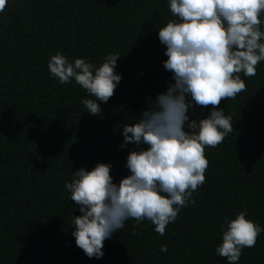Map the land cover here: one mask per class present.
<instances>
[{"label": "trees", "instance_id": "trees-1", "mask_svg": "<svg viewBox=\"0 0 264 264\" xmlns=\"http://www.w3.org/2000/svg\"><path fill=\"white\" fill-rule=\"evenodd\" d=\"M171 18L167 0H7L0 11V264H228L215 253L220 225L246 210L264 228V61L246 88L222 100L234 131L205 147V181L194 203L181 208L163 235L149 220L128 219L88 258L71 235L81 215L64 188L80 167L113 165L118 182L128 174L118 129L134 121L165 90V46L157 31ZM62 52L99 66L119 53L122 75L102 114L87 113L89 94L74 80L61 84L47 62ZM149 100V101H148ZM196 106L190 119L207 115ZM167 245V252L160 246ZM239 264H264V232L242 249Z\"/></svg>", "mask_w": 264, "mask_h": 264}, {"label": "clouds", "instance_id": "clouds-1", "mask_svg": "<svg viewBox=\"0 0 264 264\" xmlns=\"http://www.w3.org/2000/svg\"><path fill=\"white\" fill-rule=\"evenodd\" d=\"M7 0H0L3 11ZM171 18L157 31L165 46L163 67L171 76L152 106L118 131L119 148L133 147L126 156L128 174L118 182L111 163L97 162L90 170L71 171L70 193L81 215L71 216V235L88 258L103 257V243L128 219L149 220L163 235L182 207L195 201L193 192L205 181V147H216L233 132V116L225 115L222 100L235 99L246 88L245 77L256 75L264 61V0H167ZM119 53H108L102 63L86 58L69 60L57 51L49 57V75L59 83L80 85L90 97L81 102L87 113L100 116L122 79L115 71ZM148 100V101H149ZM208 110L190 119L196 106ZM221 243L215 253L228 264H239L242 249L253 247L264 232L247 218L246 210L220 225ZM167 252V245L160 246Z\"/></svg>", "mask_w": 264, "mask_h": 264}]
</instances>
